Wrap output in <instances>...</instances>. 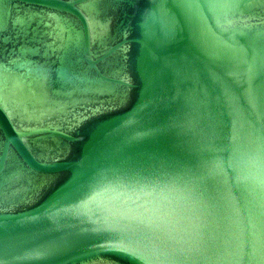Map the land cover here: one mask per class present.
I'll return each instance as SVG.
<instances>
[{
    "label": "water",
    "instance_id": "1",
    "mask_svg": "<svg viewBox=\"0 0 264 264\" xmlns=\"http://www.w3.org/2000/svg\"><path fill=\"white\" fill-rule=\"evenodd\" d=\"M0 264H264V0H0Z\"/></svg>",
    "mask_w": 264,
    "mask_h": 264
}]
</instances>
